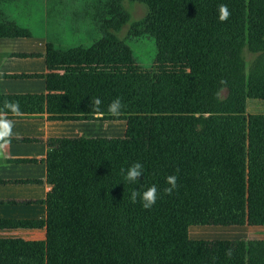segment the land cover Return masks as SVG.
I'll list each match as a JSON object with an SVG mask.
<instances>
[{"label": "trees", "instance_id": "1", "mask_svg": "<svg viewBox=\"0 0 264 264\" xmlns=\"http://www.w3.org/2000/svg\"><path fill=\"white\" fill-rule=\"evenodd\" d=\"M95 1L103 22L96 26L100 39L92 48L74 52V58H93L110 71L79 76L184 79L188 91L112 95L125 105L119 116L127 125L124 138L77 140L75 158L48 162L130 166L138 161L144 170L183 165L186 174L177 179L174 192L186 197L159 198L145 210L130 202L131 189L143 192L155 184L163 191L166 179L141 178L134 185L123 179L52 180L48 183L70 195L45 202V225L264 227V114L246 111L248 101L264 100L262 4L129 0L147 10L131 36L153 39L152 73L132 71L133 53L107 34L127 24V17L115 11L124 0ZM221 4L231 13L226 22L218 19ZM245 53L256 57L249 66ZM229 249L231 256L226 255ZM0 264H264V241L0 242Z\"/></svg>", "mask_w": 264, "mask_h": 264}, {"label": "crops", "instance_id": "2", "mask_svg": "<svg viewBox=\"0 0 264 264\" xmlns=\"http://www.w3.org/2000/svg\"><path fill=\"white\" fill-rule=\"evenodd\" d=\"M95 2L0 0V108L5 101H18L21 109L18 115L8 114L7 118L13 122L11 135L0 142V242L249 241L232 240L231 233L255 227L104 228L45 225V202L70 195L63 194L48 181L123 179L121 169L126 168L119 165L50 164L48 159L75 158L78 155L77 140L87 143L88 140L123 139L126 122L107 112L108 105L113 101L111 96L154 93L134 87L135 82L144 79L79 76L110 71L105 70L104 65L95 64L93 58H74L77 50L93 47L84 42L79 44L76 38L88 35L89 31L94 32L89 21L95 13ZM122 82L126 86L120 89ZM128 82L133 85L127 87ZM97 97L102 100L103 114L91 111V101ZM145 168H148L146 174L152 171L165 175L151 179H166L170 175L182 179L186 174L183 165ZM160 192L163 197L159 195V198H176L177 193L186 197L183 192H174L170 196ZM117 195L126 198L124 194ZM121 229L168 231L165 234L172 237L107 239L104 236L108 231ZM214 231L230 234V237L206 240L205 235ZM192 233L193 237L190 236Z\"/></svg>", "mask_w": 264, "mask_h": 264}, {"label": "rangeland", "instance_id": "3", "mask_svg": "<svg viewBox=\"0 0 264 264\" xmlns=\"http://www.w3.org/2000/svg\"><path fill=\"white\" fill-rule=\"evenodd\" d=\"M80 1V0H79ZM262 4L261 6L264 7V0H257ZM86 6V5H82ZM118 13L123 14L127 17V24L123 26L118 31H108V35L114 36L120 41L121 48L130 49V51L133 53V60L135 61L134 64H132V71H145V72H152L155 69L154 62L156 60L155 54V44L153 39H143L138 38L135 39L132 37V31L136 28L137 24L142 20L144 15L146 14L147 10L143 5L137 4L135 2L124 0L121 3V6L119 7V10H116ZM100 11L97 13L95 12L92 16V19L89 21V25L91 29L94 30V32L89 31L88 35H81L78 36L76 39H78L79 44L81 42L87 43L89 45H95L98 43L100 36H101V30L100 28L96 27L99 26L98 24L103 23L102 20H99V18H102V15L99 14ZM98 19V20H95ZM95 20V21H94ZM87 22V21H86ZM88 23V22H87ZM96 27V28H95ZM100 27V26H99ZM83 50V49H82ZM81 51V49L77 50ZM245 61L247 62V65L254 62L256 57L249 53L244 54ZM249 66V65H248ZM137 68V70L135 69ZM249 68V67H248ZM114 72V70H113ZM140 81L135 82L136 89H142L144 91H154V93H182L188 91L187 81L184 79H144L140 83ZM130 82L127 83V87H130ZM126 86L125 82H122L121 88H124ZM113 89V88H112ZM116 89V88H115ZM222 95H225V92L222 93ZM246 111L248 114H264V100H250L247 102ZM129 166H126V168ZM147 170H144L143 176L140 178H155V177H165L162 173H155L150 171L148 174ZM215 228H221L222 227H215ZM230 229V228H228ZM236 229V228H233ZM156 232H159L158 234ZM168 231H140L137 232L135 230L130 229H121V230H113L108 231L106 235H104L107 239H138V238H146V239H153V238H169L172 237V235H166ZM155 233V234H154ZM232 234V240H253V241H264V227H255V228H245V229H239L234 231ZM175 235L176 234L175 232ZM230 234H218L216 231L208 233L205 235L206 240H217V238H225L230 237ZM191 237L194 236L192 233L190 235ZM196 236V235H195ZM227 240V239H222Z\"/></svg>", "mask_w": 264, "mask_h": 264}, {"label": "clouds", "instance_id": "4", "mask_svg": "<svg viewBox=\"0 0 264 264\" xmlns=\"http://www.w3.org/2000/svg\"><path fill=\"white\" fill-rule=\"evenodd\" d=\"M218 19L220 22H226L231 15L229 12L228 6L226 4H221L218 6ZM221 84H226V81H221ZM125 108V105L121 102L120 98L113 100L107 108V112L112 117H119L122 114V110ZM20 104L19 102L5 101L2 108H0V142H4L11 135V130L13 127V122L9 120L8 114H20ZM91 111L94 114H103L102 112V100L97 97L91 101ZM144 167L140 162H134L127 168L121 169V175L123 180L126 181L129 185H134L139 183V178L143 176ZM166 184L168 187L163 189L164 195H172L175 190H177V176L170 175L166 178ZM159 188L157 185L153 184L145 189L143 192L131 189L129 200L131 203L135 204L139 202L143 209H151L159 199ZM227 256H231L232 252L229 249L226 252Z\"/></svg>", "mask_w": 264, "mask_h": 264}]
</instances>
